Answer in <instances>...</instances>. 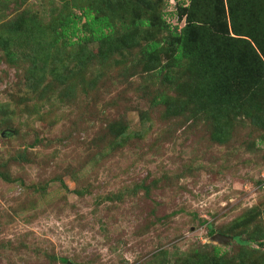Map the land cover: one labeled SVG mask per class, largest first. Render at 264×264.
<instances>
[{
    "label": "rangeland",
    "instance_id": "374dc122",
    "mask_svg": "<svg viewBox=\"0 0 264 264\" xmlns=\"http://www.w3.org/2000/svg\"><path fill=\"white\" fill-rule=\"evenodd\" d=\"M21 1L0 0V36L18 11L45 27L91 3ZM188 3L162 0L165 21ZM141 47L101 58L89 44L94 60L82 66L66 48L63 73L46 68L38 85L30 57L9 63L0 50V104L12 109L0 110V264H175L196 245L233 253L208 227L264 208L259 135L240 147L249 128L237 124V140L213 142L202 119L165 114L154 102L165 86ZM118 130L120 145L109 136Z\"/></svg>",
    "mask_w": 264,
    "mask_h": 264
},
{
    "label": "trees",
    "instance_id": "16d2710c",
    "mask_svg": "<svg viewBox=\"0 0 264 264\" xmlns=\"http://www.w3.org/2000/svg\"><path fill=\"white\" fill-rule=\"evenodd\" d=\"M90 2L72 7L80 14L69 11L45 27L32 19L33 11H18L15 18L3 21L6 37L0 36V50L9 63L30 57V80L38 85L46 68L54 75L63 73L66 48L77 51V65L82 66L94 60L89 44H97L99 57L105 58L144 43L140 61L156 71L165 86L154 100L165 105V114L202 119L212 126L213 142L237 140V124L249 128L247 135L240 136V147L257 134L264 142V0H189L187 6L178 7L173 25L163 18L162 0ZM0 110L8 114L11 105L0 104ZM118 131L109 136L120 145L127 137L124 130ZM261 220L264 223V208L252 207L225 228L208 227L210 238L217 233L232 238L234 252L196 245L175 264H264Z\"/></svg>",
    "mask_w": 264,
    "mask_h": 264
},
{
    "label": "water",
    "instance_id": "95a60500",
    "mask_svg": "<svg viewBox=\"0 0 264 264\" xmlns=\"http://www.w3.org/2000/svg\"><path fill=\"white\" fill-rule=\"evenodd\" d=\"M211 242L214 243H221V244H225L229 241L232 240V238L227 237V236H223L221 234H214L211 238H210Z\"/></svg>",
    "mask_w": 264,
    "mask_h": 264
}]
</instances>
